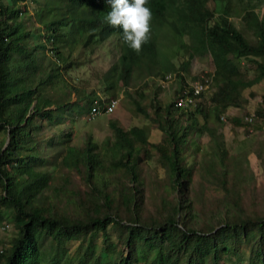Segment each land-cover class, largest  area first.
Wrapping results in <instances>:
<instances>
[{
  "label": "trees",
  "instance_id": "trees-1",
  "mask_svg": "<svg viewBox=\"0 0 264 264\" xmlns=\"http://www.w3.org/2000/svg\"><path fill=\"white\" fill-rule=\"evenodd\" d=\"M18 1L0 0V131L5 142L0 144V223L11 221L16 230L0 249V264H60L62 258L66 260L62 264H69L71 258L76 264H100L90 241L98 233L100 253H111L115 244L108 233L110 224L118 227L126 252L116 249L117 257L110 256L107 264H137V252L142 251L149 254L146 264H228L232 255L239 264L243 244L248 250L246 264H264V206L246 208L244 169H234V158L227 156V149L221 148L223 140L207 124L210 114L218 120L227 106L239 102L242 89L264 79V0H148L151 26L158 17L170 19L175 28L179 25L190 37L191 47L196 42L209 52L215 71L222 76L223 89L214 94L211 104L201 92L193 108L175 106L176 96L186 84L177 71L178 92L163 104L153 93L149 102L152 116L134 101L136 110L156 122L159 140L149 141L144 126L123 128L115 119H108L112 137L98 143L87 133L83 145L72 142L69 127L54 134L44 132L63 122L71 104L81 113L94 101L108 98L90 89L85 98L78 95L71 102L56 101L47 87L54 89V79L62 77L53 72L59 65L32 84L47 50L52 59L60 57L61 51L54 45L60 33L52 29V21L43 22L44 32L38 28L36 34L21 27L22 20L16 18L26 9L18 7ZM51 3L54 8L85 12V21L73 23L62 34L80 39L91 31L98 42L117 36L118 56L97 75L101 92L117 85L126 88L133 61L156 56L151 39L136 53L123 43L122 29L106 23L109 0L46 1V5ZM37 15L42 20V14ZM23 37L31 38L34 58L14 67V55L24 56ZM242 56L253 63L254 74L247 79H242L233 60ZM262 110L256 114L260 116ZM234 120L237 124L242 121L240 117ZM203 134L212 141L206 154L198 152L196 143L189 147ZM142 145L157 151L168 178V190L152 211L145 207L146 187L140 174L141 163L150 155ZM194 164L201 179L222 191L208 203L203 197L195 201L198 194L192 193ZM78 235L81 238L70 255L71 241ZM87 235L89 241L82 245ZM45 239H49L48 252L41 249Z\"/></svg>",
  "mask_w": 264,
  "mask_h": 264
},
{
  "label": "rangeland",
  "instance_id": "rangeland-1",
  "mask_svg": "<svg viewBox=\"0 0 264 264\" xmlns=\"http://www.w3.org/2000/svg\"><path fill=\"white\" fill-rule=\"evenodd\" d=\"M46 1L20 0L17 3L18 7L24 6L26 9L16 18V20H22L21 27L33 30L36 34L38 28L44 32L43 22L52 21V29L56 33H60L56 35L54 45L61 51L60 57L62 58L52 59L50 51L47 50L46 56L41 63V69L38 67L34 73L35 75L31 78L32 84L34 85L38 82L39 75H45L50 72V68H55L59 65V68L52 70L53 72L61 73L62 77L54 79L52 83L54 89L51 86L47 87V90L50 91L56 101L65 102L69 100L71 102L78 95L85 98L84 94L93 89L98 96L117 98V104L111 112L94 116H88L87 112L78 113L71 104V108H66L65 110L63 122L47 127L44 135L54 134L62 127H69L72 129L71 140L75 144L83 145L84 135L87 133H91L93 139L99 143L106 137H112L113 133L107 121L108 119H115L123 128L131 125L144 126L147 129L148 140L157 141L160 139L161 131L156 128V122L151 119L153 109L149 102L153 93L156 94L161 104L172 99L174 94L176 95L179 88L177 71L182 72L185 82L192 80L194 75H206L209 81L203 95L210 104L211 99H214V94L221 93L223 89L221 82L223 79L215 71L209 53L206 51H194L189 43L190 37L182 32L180 26L176 25L175 28L169 24L170 19L162 17H158L159 21L155 19L151 26V40L155 45L156 56H140L135 62L133 61L131 80L126 88L117 85L110 90L101 92L97 75L118 56L120 50L117 36L111 35L104 41L98 42L93 38L91 31L84 33L80 39L75 34V38L62 34L67 33L73 23L78 25L85 21V12L79 8L67 10L59 7L54 8V3L46 5ZM37 13L42 14V20H39ZM178 18L177 16L176 21L179 20ZM22 40L25 50L24 56L14 55L15 59L12 63L14 67L15 65L18 67L21 63L31 61L34 58L32 53L33 45L30 42L31 38L23 37ZM49 46L50 44L47 43L46 47ZM65 56H68V58L64 59ZM233 60L239 66L242 79L250 78L254 74L253 63L247 56H242L240 60L233 57ZM68 61H71L70 65L67 64ZM63 64L67 65L63 67ZM180 64H183L184 67L178 68ZM167 75L169 76L167 77ZM41 77L46 79L45 76ZM76 87L79 89L78 91L74 90ZM135 100L151 116H145L141 111L136 110ZM258 109H263L260 116L256 114ZM249 115L251 118L247 120L246 116ZM238 117L242 120L239 124L234 120ZM207 122L216 135L223 140L221 148L227 149V156L234 158L231 159L234 163V169L236 171L240 169V172L244 169V176L247 179L245 181L247 189L242 192L244 205L248 210L261 209L264 206V79L262 78L252 83L249 87L242 89L238 103L227 106L219 114L218 120L210 114ZM208 138L207 134L197 136L189 147L192 148L193 144L196 143L199 148L198 152L206 154L210 150L209 142L212 143V141H208ZM3 139L4 133L0 131V144L5 143L4 141L2 143ZM141 148H145L144 150H147L150 155L141 163L140 174L145 181L146 187L145 207L152 211L155 207L154 204L163 197L161 195L163 191L168 190V178L166 169L160 166L157 151L148 145H142ZM198 157H200V154L197 153ZM199 173V169L194 164L192 193L196 192L198 194V197H195V201L199 197H203V201L208 203L221 195L222 191L213 182L201 179ZM15 233L16 230L11 221L0 223V249L9 242V239ZM108 233L110 240L115 244V249L111 253H100L101 240L98 233L93 235L90 241L94 246V255L99 254L98 260L101 261L100 264H107L110 256L111 258H116L118 254L116 249H119L122 253L126 252V247L119 240L118 227L115 224L108 226ZM80 238L81 235H78L75 239H72L69 247L70 255L73 254ZM88 241L87 235L82 239V245ZM48 244L49 239H45L41 249L48 252L50 250ZM143 253L144 251L137 252V255L140 256L136 260L137 264L147 263L149 254L146 256ZM247 254V247L243 244L239 249V255L241 256L239 264H246ZM64 260L65 258H62L60 264ZM237 260L236 255H232L227 263L237 264ZM76 262L75 258H71L68 263L76 264ZM206 264H209V261Z\"/></svg>",
  "mask_w": 264,
  "mask_h": 264
},
{
  "label": "clouds",
  "instance_id": "clouds-1",
  "mask_svg": "<svg viewBox=\"0 0 264 264\" xmlns=\"http://www.w3.org/2000/svg\"><path fill=\"white\" fill-rule=\"evenodd\" d=\"M109 3L111 4V11L105 15L106 23L114 28L115 27L121 28L123 43L126 44L130 49H132L136 53H139L142 50L143 45L148 43L151 39L152 12L151 9L146 6L148 0H109ZM192 49L196 52L205 51L200 49V47L196 42L194 43ZM197 79L205 80L206 85L196 95V104L198 102L197 101L198 95L201 92L204 93V91L207 88V84L209 81L208 77L206 75L196 76L195 78H192V80L185 82L186 84L183 85V87H189V85ZM110 98H115V97H110ZM110 98H108L107 100H102L101 102H97V101L94 102H96L99 105H102L105 102H107ZM94 102L91 104V106L94 104ZM196 104L194 106H196ZM91 106L89 107V109L91 108ZM194 106L183 107V108H193ZM89 109L87 110V113Z\"/></svg>",
  "mask_w": 264,
  "mask_h": 264
},
{
  "label": "built area",
  "instance_id": "built-area-1",
  "mask_svg": "<svg viewBox=\"0 0 264 264\" xmlns=\"http://www.w3.org/2000/svg\"><path fill=\"white\" fill-rule=\"evenodd\" d=\"M169 75H167L168 77ZM206 81L197 79L193 81L189 87H183L176 99L174 101V105L178 107H191L196 104V95L205 87ZM117 103L116 98H110L107 102L102 105L94 104L88 111L89 116H94L96 114L107 113L113 110ZM247 120H250L251 116H246Z\"/></svg>",
  "mask_w": 264,
  "mask_h": 264
},
{
  "label": "water",
  "instance_id": "water-1",
  "mask_svg": "<svg viewBox=\"0 0 264 264\" xmlns=\"http://www.w3.org/2000/svg\"><path fill=\"white\" fill-rule=\"evenodd\" d=\"M5 144V143H4Z\"/></svg>",
  "mask_w": 264,
  "mask_h": 264
}]
</instances>
